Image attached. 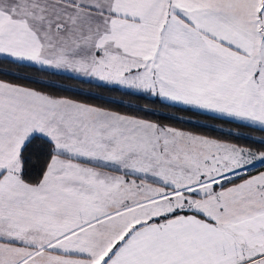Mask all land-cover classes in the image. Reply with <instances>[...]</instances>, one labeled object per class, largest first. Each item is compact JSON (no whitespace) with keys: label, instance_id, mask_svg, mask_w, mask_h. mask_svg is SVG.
<instances>
[{"label":"snow or ice","instance_id":"obj_1","mask_svg":"<svg viewBox=\"0 0 264 264\" xmlns=\"http://www.w3.org/2000/svg\"><path fill=\"white\" fill-rule=\"evenodd\" d=\"M32 67L250 131L57 95ZM0 264H264V0H0Z\"/></svg>","mask_w":264,"mask_h":264},{"label":"trees","instance_id":"obj_2","mask_svg":"<svg viewBox=\"0 0 264 264\" xmlns=\"http://www.w3.org/2000/svg\"><path fill=\"white\" fill-rule=\"evenodd\" d=\"M6 67H14L4 65ZM21 75L31 76L36 79H41L44 83H31L30 86L41 88L44 90L53 91L57 95L68 96L74 99L85 100L88 103L95 104L101 107L112 108L121 112H131L132 109L126 107L127 104L139 105L141 107L148 106L162 115H148L147 118L157 120L162 123H171L178 128L186 130H200L212 136H221L229 129L232 131H240L248 133L250 130L245 128H237L233 124H223L218 119H213L210 115L199 114L196 111L184 110L183 106L168 107L167 102H162L158 98L145 99L142 97H134L125 94L124 91L110 90L108 87L98 86L99 82H86L82 78H73L70 74H53L51 70H40L36 67L15 69ZM7 78V77H6ZM26 82V81H21ZM59 85L60 87H52ZM71 89V90H66ZM123 102V103H121ZM143 114V113H141ZM169 116L179 117L181 119H168ZM211 125L218 130L212 128H201L200 125ZM222 129L223 131H220ZM257 139L261 133H252ZM235 140V137H232ZM237 143L250 144L251 141L235 140Z\"/></svg>","mask_w":264,"mask_h":264},{"label":"crops","instance_id":"obj_3","mask_svg":"<svg viewBox=\"0 0 264 264\" xmlns=\"http://www.w3.org/2000/svg\"><path fill=\"white\" fill-rule=\"evenodd\" d=\"M70 75H72V74H70Z\"/></svg>","mask_w":264,"mask_h":264}]
</instances>
